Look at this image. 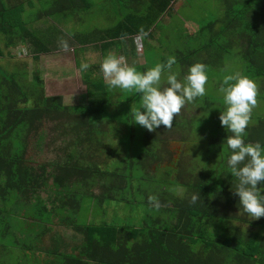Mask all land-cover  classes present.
<instances>
[{"label":"trees","instance_id":"obj_1","mask_svg":"<svg viewBox=\"0 0 264 264\" xmlns=\"http://www.w3.org/2000/svg\"><path fill=\"white\" fill-rule=\"evenodd\" d=\"M173 1L103 0L102 6H97L93 0H0V37L5 45L2 49L3 52L8 49L13 55L10 48L28 45L34 51V58L39 59L41 54L63 49L59 46L61 39L66 40L69 47L75 44L103 47L123 38H135L138 34L151 36ZM220 1L224 4L225 25L221 29L216 28L219 21L216 18L210 22L209 31H206L207 26L205 30L202 26L201 37L204 38L196 51L220 48L221 57H224L230 52V46H238L245 55L243 76L252 81L262 79V84L264 0ZM95 6L118 15L115 24L70 32L55 22L44 27L30 26L61 12L72 13L84 21L82 15L91 12ZM228 30L233 34L227 45L217 43L216 40ZM234 33L237 34L236 39ZM196 51L192 49L188 55H194ZM182 60L189 66L197 63L190 56ZM28 74L26 65L9 70L0 64V221L10 219V213L21 212L19 216H23L20 218L23 224L19 229L24 232L34 225L36 238L33 244H25L24 255L34 248L36 250L35 241L52 231L53 218H58L59 224L71 228L79 237L68 250L67 240L62 234H57L54 246L44 252L51 258H35V264H264V217L254 219L240 211L239 197L234 193L237 179L227 168L228 157L222 159V168L218 166L200 172L195 180H191L194 173L183 169V164L161 168L163 176L167 177L165 181L170 179L183 185L186 192L182 195L177 189L171 191L167 187L155 195V188L143 185L145 175H135L139 168L147 177L154 175L149 171L150 163L162 158L161 146L166 144V135L171 133L172 126L179 133L178 129L185 130L183 118L174 115L171 126H160L151 132L147 140L153 145L147 144L138 161L128 157L124 165H111L106 161L103 167L98 162L103 151L108 148L112 151L110 154L122 151L112 145L104 147L103 139L109 136L108 131L100 134L103 131L96 129L102 125L106 130L104 114L119 102L115 100V94L120 89L110 88L102 78L85 76L86 101L68 104L61 94H46L45 81L39 73L32 79ZM45 120L61 121L64 129L69 130L65 133L72 132L75 138L64 148L69 149L67 159L41 161L34 165L27 158L28 138L31 133H37L40 143L44 140V134L41 135L39 130ZM65 120L66 123L63 122ZM254 120L255 124L246 127L244 141L264 145V117ZM183 178L186 180H181ZM96 185L101 188L99 193L92 189ZM128 190L145 191L146 202H149V196L155 195L160 214L153 219L145 218L140 226L105 221L82 222L78 217L79 208L71 214L70 208L79 207L81 197L78 194L81 191L92 194L99 207L112 201H129ZM150 190L153 191L149 193ZM42 191L47 192V197L40 195ZM193 195L199 197L196 203L191 202ZM40 203L43 206L36 209ZM30 210L38 214L32 217ZM27 217L32 219L31 227H28ZM240 222L253 226L259 223L262 231L243 228ZM211 223L218 227L222 225L223 232H212ZM228 231H232L233 236ZM257 238L261 240L256 242ZM24 255L16 264H26Z\"/></svg>","mask_w":264,"mask_h":264},{"label":"rangeland","instance_id":"obj_2","mask_svg":"<svg viewBox=\"0 0 264 264\" xmlns=\"http://www.w3.org/2000/svg\"><path fill=\"white\" fill-rule=\"evenodd\" d=\"M97 6H102L103 0H93ZM185 6L175 5L167 20L159 19V26L156 29L154 27L152 37L142 34L143 37V49L145 53V62L138 61L137 59L129 60V66H133L139 72H144L147 69L154 67L157 63H166L170 56H174L176 63L172 66V71L175 72L178 78L182 79V72L188 71L189 64H184V57L190 56L193 61L202 63L207 66L208 80L205 85L206 94L203 97L196 98L191 103H186L176 117H181L185 121L184 129L177 130L170 128V134H167L166 144L161 146L162 158L159 161H152L150 163L149 171L154 174L147 177L145 171L141 168L136 170V176L145 175V181L143 185L147 188H155V195L162 193V189L166 188L171 191H178L179 195L185 194L183 185L174 183L173 180L167 179L163 176L164 167L183 164V169H190L194 174L191 180L197 178V174L205 172L206 170L216 169L218 166L222 168V159L227 158L230 154L226 151V143L223 144V138L229 135L226 130L221 126L219 116L223 112L226 106L223 103V94L219 92V88L224 78L228 75H240L243 76L246 68L245 55L241 52L238 46L229 47V53H226L224 57L220 48H211L202 50L198 53V48L201 46V42L204 37H201L205 26L210 30L209 24L211 21L219 18L216 28L221 29L225 25L224 19V4L220 0H185ZM115 4V3H111ZM40 6V4H39ZM37 6V7H39ZM106 6V5H104ZM36 8L32 9L33 12ZM74 16V17H73ZM84 21H80L78 17L72 13L67 14L61 12L55 15L53 18L44 17L41 20L36 21L33 27H41L55 22L60 28L64 30H88L93 27H110L115 24L118 15L113 12H106L97 9L95 6L91 12L82 15ZM163 18V17H162ZM161 20V21H160ZM196 26V27H195ZM241 29L242 26H235ZM232 29V28H231ZM230 29V30H231ZM156 34V35H155ZM208 33L205 34V36ZM232 31H227L222 35L217 43L226 44L230 40ZM144 35V36H143ZM157 36V37H156ZM234 38H237V34L234 33ZM141 37V39H142ZM4 43L0 37V64L9 69L14 70L22 66H27L28 76L32 79L36 73L40 74V77L45 81V88L47 95H63L65 102L73 104L78 101L83 103L85 95V89L82 88V82L79 81L80 76L77 74V70L74 67V51L69 47L67 51L51 52L41 55V58L35 59L34 51L31 46L19 45L13 50L14 54H9L8 49L3 52ZM74 48L76 44L72 45ZM79 46V45H78ZM196 51L194 55H188L190 50ZM2 52V53H1ZM185 53V54H184ZM129 54V51H128ZM93 57V58H92ZM99 57V55H98ZM93 60L96 56L90 55ZM124 61L127 63L126 59ZM20 67H19V66ZM81 65V63H80ZM23 71V70H22ZM168 73L162 74L160 86L163 88L167 85L166 78ZM264 79V78H263ZM262 79H255L253 82L257 87V104L253 107L251 112V118L248 124H255V118L264 117V82L260 83ZM232 83V82H230ZM120 92V91H119ZM116 96L117 104L112 105L105 112L104 123L107 122L106 130L103 127L96 128L98 131H108L109 136L104 137L103 141L106 143L104 147L119 148L121 153L110 154V148L107 151H103V157L99 158L98 162L103 167L105 162L119 163L124 165V160L128 157L139 160L147 144H151L148 135L154 133V131H148L144 127L135 124L133 118V111L140 108V96L134 91H123ZM82 95V96H81ZM81 96V97H80ZM86 99V98H85ZM175 117V116H174ZM66 123V120L63 121ZM61 121L45 120L43 126L39 130L43 135L44 140L39 141V134L31 133L28 138V151L27 158L32 164L38 165L39 163L49 160H65L67 159L66 153L69 149L65 150L67 146L71 144L73 137L72 132H67ZM38 132V133H39ZM152 132V133H151ZM182 133V134H181ZM184 135V136H182ZM154 143V142H153ZM112 153V151H111ZM108 154L111 155L108 158ZM137 160V161H138ZM228 168V167H227ZM207 172V171H206ZM189 173V171H188ZM181 180H186L185 178ZM174 185V186H173ZM162 188V189H161ZM95 193H99L101 188L96 185L92 188ZM149 190V189H148ZM143 191V190H142ZM138 192L136 190H128L127 196L129 201L118 202L112 201L103 206H99L94 201L93 195L89 192L79 193L81 201L75 208L71 209V214L74 209H78L79 220L82 222H116L117 224H134L141 225V222L146 218L153 219L160 214L159 208L153 204L146 202L145 191ZM153 190H150L152 192ZM40 195L47 197V192L42 191ZM154 195V196H155ZM45 202V201H43ZM43 206L41 203L36 209ZM32 211V210H30ZM45 214V210H42ZM32 213V214H31ZM29 215L34 216L37 212H31ZM22 214H25L22 211ZM12 217L10 219L0 221V264H16L20 259H23V249L25 244H33L36 238L34 225L31 229L27 228L26 231L19 229L23 221L20 219L23 216L21 212L10 213ZM250 217V216H249ZM29 223L28 227H31V218L26 219ZM243 225L244 223H241ZM28 225V224H27ZM52 231L43 236L40 240H36L35 248L30 250L24 255L26 264H35V260L38 257L51 258L45 252L47 248L54 246V239L57 234L67 240L68 250L71 249V244L78 242L79 237L71 228H67L62 224H59L58 218H53L51 221ZM211 225H213L211 223ZM245 225V224H244ZM214 224L212 226V232H223L221 227ZM254 227L259 229L260 224H255ZM261 229V228H260ZM23 232V233H22ZM228 234L233 236L232 231H228ZM65 240V241H66ZM261 240L257 238L256 242ZM264 247V245H262ZM35 250V251H34ZM36 254V255H34ZM34 257V259H32ZM36 258V259H35Z\"/></svg>","mask_w":264,"mask_h":264},{"label":"clouds","instance_id":"obj_3","mask_svg":"<svg viewBox=\"0 0 264 264\" xmlns=\"http://www.w3.org/2000/svg\"><path fill=\"white\" fill-rule=\"evenodd\" d=\"M146 35V33H145ZM59 46L65 51L68 42L61 39ZM175 57L170 56L166 63H157L144 72L129 66L123 57L107 55L100 71L108 86L122 91H134L140 96V108L133 111L134 123L148 131H155L160 126L169 127L175 114L186 103L193 102L206 94L208 80L207 66L202 63L191 65L182 79H178L172 66ZM89 63L80 65V71H87ZM167 72L166 87H161L162 74ZM232 82V83H230ZM219 92L223 94L226 106L219 120L227 135L226 151L230 154L227 166L231 175L237 179L234 193L239 197V209L254 219L264 217V145L257 142L245 143L244 135L251 118L253 107L257 104L256 84L246 76L228 75L222 81ZM198 195L191 197L196 203ZM148 201L159 207L158 198L149 196Z\"/></svg>","mask_w":264,"mask_h":264},{"label":"crops","instance_id":"obj_4","mask_svg":"<svg viewBox=\"0 0 264 264\" xmlns=\"http://www.w3.org/2000/svg\"><path fill=\"white\" fill-rule=\"evenodd\" d=\"M175 5L185 6L187 4H186L185 0H174L171 8L169 10H167L162 15L163 18L161 17V19L167 20L169 17L168 14L170 13V10H172V8ZM158 26H159V23L155 28L157 29ZM138 35L142 37V35H140V34H138ZM141 40H142L141 43L137 44V41L135 40V38L133 36V37H128V38H123V40L115 41V44H112V45L104 44V45H102L103 47H100L97 44H85L86 46H80L79 45L75 48L73 46H71L72 47L71 49H73V51H74V55H73L74 67L77 70L78 76H80L79 81L82 82V88L85 89V92H82V95H85L86 96L85 98L87 99V85H86V82H84L85 76H87V77L91 76L92 78H96V79L97 78L104 79L103 73L100 71V65H101L103 59L107 55L112 54V55H115L117 57H123L124 59H126L128 65H129V63L131 64V62L129 60H131L132 58L137 59L138 61H141V62H145V57H144L145 53H144V49H143V46L145 43H143V37ZM62 50L64 51V49H61V50H56L54 52H58V51H62ZM128 51H129V54H128ZM45 54H47V53H45ZM41 55H43V54H41ZM90 55L96 56V59L93 60L92 59L93 57L90 58ZM98 55H99V57H98ZM40 58H41V56H40ZM84 62L89 63L90 68L87 71L82 72V71H80V64H78V63L82 64ZM182 73H183L182 77L187 73V71H185V68L183 69ZM178 79H180V78H178ZM104 82L107 84L105 79H104ZM119 91L120 90L116 91L115 100H116V96L119 95V93H120ZM85 98H84V101H82V102L86 101ZM64 102H65V99H64ZM65 103H67V102H65ZM73 104H80V102L78 103V101H76V102H73ZM244 224H243V228H249L251 230H254L255 232L262 231L260 229V227L258 229L257 227H254L253 225H249L248 223H244Z\"/></svg>","mask_w":264,"mask_h":264},{"label":"built area","instance_id":"obj_5","mask_svg":"<svg viewBox=\"0 0 264 264\" xmlns=\"http://www.w3.org/2000/svg\"><path fill=\"white\" fill-rule=\"evenodd\" d=\"M135 38H136V41L139 43V41L141 40V37L138 35Z\"/></svg>","mask_w":264,"mask_h":264}]
</instances>
